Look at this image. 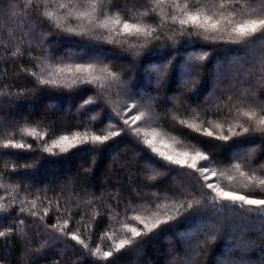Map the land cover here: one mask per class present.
Returning a JSON list of instances; mask_svg holds the SVG:
<instances>
[{"label":"trees","instance_id":"trees-1","mask_svg":"<svg viewBox=\"0 0 264 264\" xmlns=\"http://www.w3.org/2000/svg\"><path fill=\"white\" fill-rule=\"evenodd\" d=\"M252 19L264 0H0V264H264V205L219 194L264 199Z\"/></svg>","mask_w":264,"mask_h":264},{"label":"snow or ice","instance_id":"snow-or-ice-1","mask_svg":"<svg viewBox=\"0 0 264 264\" xmlns=\"http://www.w3.org/2000/svg\"><path fill=\"white\" fill-rule=\"evenodd\" d=\"M50 15V14H49ZM118 15V14H117ZM192 20H196L197 17L196 16H192L191 17ZM116 23H119V20L116 21ZM184 23H187V21H184ZM213 29H215V25L212 26ZM123 29L125 32H128L129 34H131L133 31L135 32H140L142 31L139 27H137L136 25H129L128 23H124L123 25ZM258 29L262 30L261 31V34L264 35V19H252V20H249L243 24H240L237 26V28L233 29L234 32L238 33L239 35L241 36H245V35H248L249 33H257ZM89 67H91V65H89ZM246 116H249L248 113H245ZM253 117H255V113H252L249 118L252 119ZM136 120H139L141 119L140 116H137L135 118ZM259 125H264V118H261L259 119ZM244 132H248L249 129L245 128L243 130ZM209 135H211V133H209ZM65 140H67V137L64 138ZM94 140H97V141H102V140H107L108 137L107 136H104V137H100V136H96L93 138ZM224 139H227V137H224ZM146 143L148 145H152L153 141L152 140H147ZM71 146V145H70ZM154 151H159V149H154ZM197 156L200 157L201 160L205 161L204 164H202L200 167L201 169L204 171V172H207L208 171V164L210 163V160L207 156H202L200 153H197ZM166 159H168L169 161H172L173 160V157L171 156H166ZM175 163L177 164H180L181 166H185L187 165V162L186 161H174ZM191 168L195 169L197 167L196 163L193 162V164L190 165ZM237 167H239L237 165ZM213 177L216 176V173H213L212 174ZM222 175V174H221ZM260 184L264 185V180H261L260 181ZM207 187L209 189H212V184H207ZM219 194H220V198L221 199H224V200H227V201H242L248 205H254V206H261V205H264V199H250L248 198L247 196L245 195H241V194H238L236 192H229V191H224L223 189H220L219 190ZM132 233H133V236H138L140 235L141 233L138 232L135 228L132 229ZM78 239V238H76ZM131 243V241H128V240H123L121 241L118 245H117V251H119L120 249H123L125 248L126 245H129ZM105 256L106 257H110L112 256V253L111 252H106L105 253Z\"/></svg>","mask_w":264,"mask_h":264}]
</instances>
